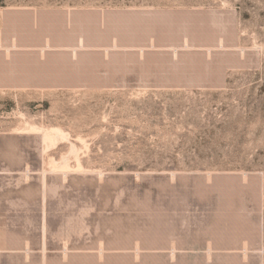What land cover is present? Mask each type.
I'll list each match as a JSON object with an SVG mask.
<instances>
[{
	"label": "rangeland",
	"instance_id": "1",
	"mask_svg": "<svg viewBox=\"0 0 264 264\" xmlns=\"http://www.w3.org/2000/svg\"><path fill=\"white\" fill-rule=\"evenodd\" d=\"M0 264H264V0H0Z\"/></svg>",
	"mask_w": 264,
	"mask_h": 264
}]
</instances>
